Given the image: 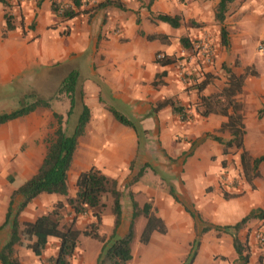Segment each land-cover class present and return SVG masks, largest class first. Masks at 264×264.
Segmentation results:
<instances>
[{
  "label": "crops",
  "instance_id": "obj_1",
  "mask_svg": "<svg viewBox=\"0 0 264 264\" xmlns=\"http://www.w3.org/2000/svg\"><path fill=\"white\" fill-rule=\"evenodd\" d=\"M51 1L41 0L37 4L39 7H32L31 2L20 3L18 14L9 6L13 28L4 35V12L0 3V99L9 96V93L2 90L3 87L15 85L23 74L39 75L42 70L60 64L78 72L89 118L83 135L77 139L67 171V195L72 196L74 193V186L69 182L70 174H73L74 183L77 174L90 166L114 179L121 193V220L116 234L122 236L125 233L131 210L128 196H123L122 192L132 175L129 165L136 154L137 138L132 128L113 118L107 109L111 106L127 119L137 122L140 128L148 132L149 139L157 137V147L166 154V157L158 156L162 167L166 161L163 167L166 173L161 170H143L136 181L126 185L138 205L145 201L151 202L154 214L166 227L164 234L153 231L148 242L143 244L150 247L152 252L149 251L145 261L143 256L140 257V264H181L197 236L199 243L191 264H258V254L253 246L248 249L246 261L242 262L233 248L229 233L218 232L213 228L200 232L206 224L232 225L251 210L258 209L263 212L262 217L250 218L237 233L240 242H244L246 237L250 238L248 233L252 225L258 226L264 219V161L258 165V176L251 181L253 187L245 183L235 188L236 179L229 178L234 175L225 171L230 168V159L236 157L239 162V151L235 153L233 149H227L228 152L223 154L222 144L204 136L211 133L221 141L227 140L230 137L228 131H218L225 117L219 114L206 117L197 115L191 104L196 100L197 93L191 85L201 80L204 74H212L211 81L201 92L207 95L223 85L221 64L235 73H239L245 65H253L257 74L245 78L237 98L243 106L244 149L251 157L264 153V113L260 118L256 116V111L264 106V57L259 56L264 55V6L259 0H232L222 22H217L213 18V9L218 0H184L176 12L170 8L174 0H162L161 11L180 18L179 26L174 28L167 23L149 19L145 8L148 0L143 7L146 14H138L136 7L131 8L130 14H119L129 10V6L123 3L124 10L107 6L93 14L79 13L64 21H58L51 13ZM54 1L62 2L63 6L70 5L68 0ZM82 1L86 7L93 4L91 0ZM158 1L152 0L150 11L156 13L154 10ZM249 8L255 14H243ZM136 17L139 19L138 25ZM221 26L225 28L227 43L219 46L216 44L213 62L198 69L192 75L191 83H180L178 71L173 64L161 66L154 62V54L159 51L169 56L176 46L177 53L188 51L179 42L180 38H186L187 31L188 37L197 34L198 38L208 30L215 32L213 34L218 33ZM138 30L143 35L138 34ZM154 33L165 34L167 37L163 42L145 38V35ZM259 43L263 44L261 50L256 49ZM235 58L239 60L238 66L234 65ZM154 78L161 83L153 86L151 82ZM259 81L262 82L260 85ZM179 86H183L185 91L180 90ZM167 97L177 98L188 106L190 118L180 121L178 116L171 113L168 105L150 112L156 102ZM45 110L49 111L48 116ZM52 112L56 111L36 107L0 124V244L9 234V225H2L9 203L14 209L22 201L20 194L12 192L35 173L45 154V138L55 128ZM65 112L56 113L61 114L64 120ZM247 113L251 118L249 128L253 131L250 135L247 133ZM180 136L190 140L184 143L181 140L179 143ZM200 136L204 138L194 143L188 155L183 156L186 145L190 146V142ZM169 156L177 166L169 165ZM179 166L183 170L178 175L176 170ZM150 172L159 174L160 180ZM9 177L12 178L10 182ZM16 179L20 183L14 184ZM165 179L168 183L171 181L176 199L169 194L168 187L164 188L162 180ZM224 192L230 196L223 197ZM139 195L141 201L135 198ZM64 198L58 194L40 193L17 213V219L27 221L47 214L52 211V204L64 201ZM121 199L128 204L125 212ZM105 203L100 228L102 231L109 228L107 232L103 231L107 237L113 218L109 211V201ZM70 214H73L71 210ZM78 217L82 218L83 223L92 218L90 215ZM138 222L144 224L141 215L133 220V231ZM87 241L88 245L91 243L92 252H88L87 247L79 243L78 236L69 264L95 262L101 243L89 237ZM57 243L56 238L48 237L38 256L29 249L14 245L13 256L19 264H52ZM132 243L131 257L127 264H135Z\"/></svg>",
  "mask_w": 264,
  "mask_h": 264
},
{
  "label": "trees",
  "instance_id": "obj_2",
  "mask_svg": "<svg viewBox=\"0 0 264 264\" xmlns=\"http://www.w3.org/2000/svg\"><path fill=\"white\" fill-rule=\"evenodd\" d=\"M70 5L63 7L61 3L54 0L50 3L51 13L58 19V21L68 20L79 13L93 14L94 11L107 6H113L120 10H124V5L121 0H99L92 5L86 7V3L82 0H68ZM232 0H218L213 9V18L217 22H222L228 10V5ZM152 0H148L145 5L151 21H161L167 23L171 27H178L180 18L177 15H170L163 12H152L149 6ZM3 7L8 5L7 0H0ZM38 4V2H37ZM4 14L5 27L4 33L13 28L10 11ZM136 24H139V19L136 17ZM198 26V24H194ZM66 33L65 31L63 32ZM138 34L143 35L141 30ZM165 34L154 33L147 34V40L158 39L165 41ZM220 44L227 43L226 31L223 26L219 27ZM187 38H180L181 46L189 48L190 40ZM160 52H156L158 54ZM159 58H154V62L164 66L175 63L173 56L160 53ZM234 65H237L234 62ZM221 69L224 73L223 85L215 92L204 95L202 90L211 81L212 74L206 73L203 78L191 85L197 93V98L192 102V107L197 115L206 117L209 114H219L225 117L221 122L218 131L226 130L229 133V138L225 141L211 133H206L204 136L222 144V153L226 154L227 149L239 151V165L240 173L246 183L253 187L251 181L258 176V165L264 161V153L251 157L244 149L243 136L245 127L243 122V106L238 100L237 96L242 90L244 80L248 76H255L257 74L253 65H245L241 68L239 73L233 72L229 67L221 64ZM163 72H161L162 74ZM160 74V75H161ZM157 77V75H156ZM161 83L155 78L151 84L155 86ZM56 93L64 94L68 100V108L65 112V118L61 114L52 112V117L55 120V128L52 133L46 138L45 154L41 163L37 167L34 174L24 180L12 194H20L22 201L13 209L11 202L9 203L5 212V217L2 225H9V234L7 239L0 244V263L1 264H19L16 257L13 256L14 245H19L23 248L29 249L34 255L38 256L44 249L47 238L54 237L57 239V247L55 255L52 258V264H69V260L76 247L77 238L80 235L95 239L101 243L100 251L98 252L95 262L93 264H127L130 254V244L133 239V220L141 215L144 218V224L138 235V241L146 244L153 231L164 234L166 227L163 221L154 214L150 201H145L141 205L133 199L131 192H127L130 205V219L128 221L126 231L122 236L116 234V230L121 220V206H120V191L116 188V181L102 174L94 166L81 171L77 174L73 183L74 193L72 196L67 195V171L69 169L72 155L77 145V139L84 133V127L89 118V109L82 98L81 84L78 81V72L70 69L61 78L57 87ZM28 96L32 94H27ZM30 102H26L25 96L18 98L19 106L7 112H0V124L10 119L22 116L36 107H44L51 109L50 99H42L40 97L32 98ZM168 105L172 114L178 116L180 121H186L190 115L186 114L188 106L183 104L179 99L174 97H167L156 102L151 113ZM112 114L113 118L120 124L132 128L139 139L141 134L146 133V130L140 128L137 122L127 119L123 114L119 113L113 107L107 108ZM264 113V106L256 111L257 118H260ZM224 164V161H221ZM141 166L137 172L130 178L127 184L136 181L144 170ZM11 181V177L8 178ZM169 194L176 199L173 187L168 185ZM40 193L58 194L65 196L64 201H57L56 207L67 205L72 211V217L67 224H61L59 221V214L57 210H52L47 214H42L32 220L18 221L17 213L35 196ZM108 195L109 211L112 215L113 222L109 235L106 237L100 228V217L104 204L101 197ZM229 194L223 193V197H228ZM90 215V221L78 228L75 226V220L78 216ZM263 212L258 209L251 210L248 214L232 225H210L206 224L200 232L213 228L215 231L229 233L232 236V244L238 257L242 262L246 261L248 254L247 237L244 242H240L237 233L245 226V223L253 217H262ZM249 234V233H248ZM198 236L190 244V252L186 259L181 264H191L198 246ZM258 264L264 261V253L258 254Z\"/></svg>",
  "mask_w": 264,
  "mask_h": 264
},
{
  "label": "rangeland",
  "instance_id": "obj_3",
  "mask_svg": "<svg viewBox=\"0 0 264 264\" xmlns=\"http://www.w3.org/2000/svg\"><path fill=\"white\" fill-rule=\"evenodd\" d=\"M40 1L41 0H10L11 3H9L7 1L8 5L4 8L3 7L1 8V5H0V8L2 9L3 12H6V11L11 12V9L9 8V6H11L15 9V12L18 14L17 9L18 8L20 9V6H19L20 3L31 2L32 7L33 6L39 7V5H37V2H40ZM91 1H92V3L96 2V0H91ZM160 1H162V0H159L156 3L157 8H155L156 10H154L156 12L157 11L162 12L161 11L162 5H160ZM252 1H256V0H252ZM259 1H260V4H262L264 6V0H259ZM122 2L125 4V6L126 5L129 6V7H127L129 10L121 11L122 13H119V14H130L129 12H130V10H132L131 9L132 7L137 8L138 14H146V13H144L146 11L143 7L146 4L147 0H127V1L122 0ZM58 3H60V2H58ZM181 3H184V0H174L173 4L170 6V8L172 7L171 9L173 10V12H176L177 7ZM63 4H65V3H63ZM63 7H65V6H63ZM28 10L31 11V9H28ZM34 10H35V8H34ZM114 10H116V9H114ZM116 12H119V11H116ZM253 12L254 11L251 8H249L248 10L243 12V14H255ZM262 14H264V13H262ZM192 23H193V21H192ZM213 33H215V32H213L212 30H208V31H205L204 34H202L206 39L209 40V42H210L209 44L212 47V50H213L212 62H213L214 57H215L214 56L215 55V48H217V45L219 46V44H220L219 29H218V33H216V34H213ZM187 34H188V31H187L185 36H186V38H191V40L196 39V36H198L196 34L195 37L194 36L192 37V35H189V37H188ZM174 42H177V40H175ZM262 47H263V44H261V43L256 45L257 50H261ZM177 49H178V46L175 47V50H173L171 52V55H170L176 59L175 62L180 59V55H179L180 53H177ZM155 54H154V58H155ZM259 56L264 57V55H260V54H259ZM233 60L237 64L236 66H238L239 60L237 58H235ZM174 66H175V64H174ZM68 70H69L68 67L64 66L63 64H60V65H54L52 67L50 66L49 68L42 70L39 75H29V74L21 75L19 77L20 79L18 78V81L15 83V85L12 84V85H10V87L9 86L3 87L2 90H4L6 92V94L9 93V96L0 99V112L11 111L12 109L18 107L19 106L18 98L24 97V96H25L26 102H30L31 100H33L32 98H34L35 96L40 97L42 99H46V100L50 99L49 101H50L51 110L54 109L56 112H59V113L65 112L67 107H68L67 97L61 93L57 94L56 90H57V87L61 81V78L66 74V72ZM222 74L224 75V73H222ZM257 79L259 80V77ZM261 83L262 82L259 81L258 85H260ZM179 88H180V90L185 91L183 86L182 87L179 86ZM27 94H32V95L28 96ZM247 111H248V109H247ZM45 112L48 116L49 111L45 110ZM254 118H255V116H254ZM246 122H247L246 124L248 126L247 133H248V135H250L253 133V131L249 128V126L251 125V124H249L251 122V118L248 115V113L246 115ZM259 122L261 123V121H259ZM147 133L148 132L146 131V133L141 134V136H139V139H137L136 154H135L134 158L132 159V161L130 162V165H129V169L132 173L130 178L137 172V170L141 166H144V164L147 165V167H144L145 171L156 172V170H161L163 173H166V171H164L165 168H163L166 164L165 163L166 161L163 162V167H162L160 164V159H159V157H163V156L166 157V154L164 152H162V150L157 147V146H159L158 145V142H159L158 138L155 137V138L149 139L147 136ZM203 138H204V136H203ZM203 138H202V136L194 138L190 142V146L187 147V145H186L187 149L185 151H183L182 155L183 156L188 155L190 148H192V145L194 143L199 142ZM187 139L188 138H186L184 136H180V140H178V141H179V143H181L180 141L183 140V143H184V141H187ZM150 140H151V142H150ZM188 140H190V139H188ZM168 158H169V162H168L169 165H172L173 164L172 162L174 160L170 156ZM145 159H147V160L144 161ZM175 165L177 166V164H175ZM229 167H230L229 170L227 169L228 171H225V172L232 173L234 175V176H231L229 178L233 179V180L236 179L235 180V182H236L235 188L237 186H241L242 184H245L246 182L244 181V179L240 173V165H239L238 159L236 157L234 159L229 160ZM168 170H170V169H168ZM182 170H183V168L181 166H179L176 170L177 174L179 175L182 172ZM152 172H150V173L156 175L157 179L160 180L159 179L160 175L152 173ZM11 180H12V178H11ZM19 181H20L19 179H16L14 184L20 183ZM70 181L72 182V186H73V174L72 173L69 176V182ZM162 181H163V185L165 186L164 188L167 189V187L171 181L169 180V183L167 182L166 179L162 180ZM67 182H68V179H67ZM126 185H127V183H126ZM126 185H124V187H123V191H124V192H122L123 196L124 195L127 196L126 191H128V189H127ZM223 186H224V184H223ZM68 187H69V191H70L71 190L70 185ZM135 198L138 199L139 201H141V199H142V197L140 195L136 196ZM101 200H102V203L104 204V207H105V205H106L105 202L110 201V198L108 195H104L101 197ZM121 201H122L121 205L123 206V212H125V208L128 204L126 202H124L123 199H121ZM52 205H53L52 210L56 209L58 214H59L60 223L61 224H67L69 222V220L71 219V217L73 216L72 214H70V210L68 209L67 205H63L61 208L56 207L55 203ZM103 210H104V208L102 209V211ZM82 216H84V215H82ZM84 224L85 223L82 222L81 217L76 218V220H75V226L76 227L81 228ZM258 226L253 224L251 227L252 228L251 231L254 230L255 228H257ZM141 227H142V225L140 222H138L135 225L134 235H133V239H132L133 243L131 246V251L133 252V254L135 256V261H134L135 264H140V257H142V256L144 257L143 261H145L148 258L149 251L152 252V249L150 247H145V245L138 242L137 237L139 235ZM108 230H109V228L103 229L104 232H107ZM87 242L88 241H87L86 236H83V235L79 236V243L82 244L83 247H87L88 252H92L91 243L88 245ZM249 243H250V247L254 246L251 236L249 238ZM246 248L250 249L249 246ZM254 250L257 253V250L255 248H254Z\"/></svg>",
  "mask_w": 264,
  "mask_h": 264
},
{
  "label": "built area",
  "instance_id": "obj_4",
  "mask_svg": "<svg viewBox=\"0 0 264 264\" xmlns=\"http://www.w3.org/2000/svg\"><path fill=\"white\" fill-rule=\"evenodd\" d=\"M209 43V40L201 35L194 40H190L188 51L180 53V59L174 63L178 71V80L180 83L184 85L191 83L192 75L198 69L211 64L213 50ZM160 56V53L155 54L156 58ZM186 114L189 115V112L186 111ZM249 236H251L253 240V247L257 250V254L264 253V219L261 220L257 228L249 232ZM248 246L250 248L249 239L247 241V247Z\"/></svg>",
  "mask_w": 264,
  "mask_h": 264
}]
</instances>
